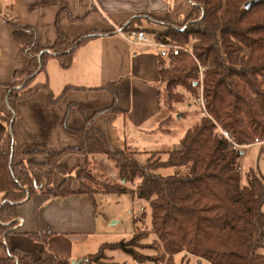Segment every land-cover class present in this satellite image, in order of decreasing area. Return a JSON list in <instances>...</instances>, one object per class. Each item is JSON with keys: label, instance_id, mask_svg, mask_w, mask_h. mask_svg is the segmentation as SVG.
Wrapping results in <instances>:
<instances>
[{"label": "trees", "instance_id": "trees-1", "mask_svg": "<svg viewBox=\"0 0 264 264\" xmlns=\"http://www.w3.org/2000/svg\"><path fill=\"white\" fill-rule=\"evenodd\" d=\"M190 1L193 7L184 22L174 23L168 16L157 18L139 14L121 27L126 32L142 30L153 34L164 44L191 43L194 55L205 68L203 97L209 115L202 116L185 131L182 148L150 152L145 161L140 159V152L115 149L108 136L93 126V120L99 114L120 111L116 98L114 104L87 118L83 127L76 129L66 124L67 131L81 140L80 148L29 152L47 155L45 162L32 159L16 162L13 146L4 148L8 129L0 121V192L4 199L0 206V233L7 237L16 232L18 207L37 193L54 197L88 194L95 208V198L99 194L130 193L149 202L151 231L157 238L150 244H143V235L135 232L129 240L104 243L97 252L85 258L88 264H104L108 258L107 249H122L140 264H184V260L175 261L179 253L197 256L211 264H264V253L259 251L264 247V175L250 169L247 183H242L239 162L245 151L235 149L217 126L219 123L239 145L264 139V0ZM249 2L253 4L246 7ZM65 10L69 12L65 6L58 14V36L49 47L41 44L36 27L20 25L14 18L6 20L29 58L27 68L14 74L15 79L22 76V82L10 85L7 92L12 117L17 114L19 101L31 98L43 88L48 91L51 102L58 100L48 84L32 85L50 59H57L63 69H68L80 46L116 32L96 28L71 39L60 25V13ZM145 20L149 24H145ZM158 54L160 79L169 105L173 107L174 102L184 100V94L176 91L178 87L192 93L198 90L199 67L195 63L188 65L190 58L183 51H174L170 57L166 50ZM165 56L171 60L167 66ZM71 153L87 157L106 155L119 169L123 183L109 185L84 166L75 170L80 184L78 190L73 188L71 177H65L55 186L54 174L67 175L62 159ZM184 166L188 167L187 172L165 174L161 171ZM137 179L134 188L126 186ZM93 185L104 189L97 191ZM29 236L34 241L47 242L52 233L31 232ZM150 246L156 251L155 255L143 253ZM0 264L73 262L48 250L35 258L29 251L8 247Z\"/></svg>", "mask_w": 264, "mask_h": 264}, {"label": "crops", "instance_id": "crops-1", "mask_svg": "<svg viewBox=\"0 0 264 264\" xmlns=\"http://www.w3.org/2000/svg\"><path fill=\"white\" fill-rule=\"evenodd\" d=\"M65 6L69 12L60 13V25L71 39L96 28L116 32L80 46L70 68L63 69L58 60L52 58L36 75L32 85L48 84L58 100L51 102L49 93L40 90L19 102L8 135L14 160L45 162L47 155L29 152L80 148L81 140L67 131L66 124L76 129L83 127L87 118L114 104L115 98L121 110L95 116L93 126L108 136L115 149L143 154L151 135L171 131L166 126L172 119L174 106L169 105L168 113L159 118L162 116L164 88L159 73V47L133 43L127 32L119 29L139 14L157 18L168 16L174 23L183 22L193 3L190 0H0V111H5L9 86L17 80L15 72L26 69L29 64V58L15 40L6 20L14 18L20 25L36 27L41 44L49 47L57 39V17ZM72 17L79 19L73 20ZM145 24L149 23L145 20ZM8 145L6 140L5 148ZM98 156L106 155L87 157L71 153L64 156L62 164L67 174H74L77 168L84 166L93 171L96 166L93 160L102 158ZM105 158L107 166H112L107 160L114 161ZM184 168L188 167H175L174 171ZM61 176L56 185L64 180L65 176ZM79 185L74 178L73 188L77 190ZM3 202L2 195L0 206ZM18 212L16 232L4 237L7 249L19 247L35 258H39L43 250H48L68 257L72 262L85 261L92 254L87 243H83L91 235L98 234L96 208L88 194L54 197L37 193L21 204ZM31 232L52 233V236L47 242H39L29 236ZM77 243L80 244L78 248Z\"/></svg>", "mask_w": 264, "mask_h": 264}, {"label": "rangeland", "instance_id": "rangeland-1", "mask_svg": "<svg viewBox=\"0 0 264 264\" xmlns=\"http://www.w3.org/2000/svg\"><path fill=\"white\" fill-rule=\"evenodd\" d=\"M148 35L151 36L154 43L158 45L161 44V42H159L153 36V34H148ZM164 45H165L164 47L161 46L158 47L160 50H166L167 53H169V57L170 54L173 53L174 51H183L187 53V55L190 58V60L187 61L188 65H193V63L198 65L199 67V77L197 79L198 90L196 91V93H192L187 91L183 87L177 88L176 90L177 92L184 94V100L177 103L176 102L173 103L174 110L171 116L172 119L171 121H167L168 125L166 126L169 127L171 131L164 133H157L156 136L153 137L152 135L150 136V138L148 139L149 143L146 145L145 148V152L139 155L142 161H145L149 157L148 152L171 151V150L181 149L182 144L180 142V138L183 136L184 132L189 127H192L196 122H198L202 116L209 115L208 113L204 114L203 113L204 109L202 105L195 101L198 97L202 96L204 92L203 88H204V79H205V74H204L205 68L200 64V61L194 55L192 44L191 43L180 44L176 42H169ZM169 57L165 56L166 66L170 64L171 60ZM22 80L23 77L21 76L14 83L20 85V82H22ZM41 90H45L48 93V91L44 88ZM161 100H162V114H161L162 116H160L159 118H162L164 115L168 113V106L170 103L165 87L163 88ZM19 102L17 103V107ZM4 105H5V111L4 110L0 111V121L3 122L8 129L7 137L4 140V148H5V141L8 140L9 142V145L7 146V148H5L8 149V147H10V139H11V138L8 139V135L11 127L10 123L13 120V117L11 115V111L7 104L6 99ZM203 105H205V101ZM259 140H260L259 143H257L255 139L254 142L240 145V147L238 148L245 151V154L240 158V162H239L240 173L242 176L243 184L247 183V178L249 173L248 171L250 169H253L259 174L264 175V139H259ZM98 157H102V158L93 160L94 165L96 164V166L93 168L94 169L93 171H95V174L97 176L98 175L103 176L104 178H98L96 176L95 177L102 181H105L109 185L123 183L120 173H118L119 169L116 167L114 162L112 163L111 161L107 160L108 161L107 163H111L110 165H112L108 167L106 164V158H105L106 156H98ZM174 168L163 169L161 171L162 173L167 174L174 171ZM187 170L188 168L187 169L184 168L181 170V172H187ZM69 176H72L74 179L75 173L74 174L68 173L67 175H65V177H69ZM60 177L62 176L58 172L54 174L53 184L55 186H57L56 184ZM137 183H138V179L134 183H128L126 186L134 188L137 185ZM92 187L97 191H103L104 189L98 185L97 186L93 185ZM2 195L3 193L0 192V199ZM95 199L97 202L96 213H97L98 234L91 235L90 238L87 240V242L86 241L83 242V243H87L86 247L91 248L90 250H92L91 251L92 253L97 252L100 249L101 245L104 243H116L121 240H129L133 237L135 232H137L139 236L143 235L144 239H142L141 241L143 242V244H150L157 238L156 235L151 231L152 222H151V209L149 202L139 200L137 197H135L130 193H124V194L111 193L106 195L99 194L96 196ZM4 237L5 234L0 233V259L4 258L8 252L7 246L5 245ZM79 246L80 244L77 243L76 247L78 248ZM78 250L79 249H77V251ZM259 251L261 253H264V247L261 248ZM143 253L146 255H155L156 251L154 250L153 247L150 246L149 248H145L143 250ZM106 254L108 258H106L107 260H105L104 264H140L138 260L134 259V257L130 253L122 249H107ZM174 258L177 263H181L184 260V264H211L208 260L199 258L191 254L185 255V253H179L178 255H175ZM76 264H88V263L80 259L78 262H76ZM148 264H155V263L148 262ZM158 264H166V263H158Z\"/></svg>", "mask_w": 264, "mask_h": 264}, {"label": "built area", "instance_id": "built-area-1", "mask_svg": "<svg viewBox=\"0 0 264 264\" xmlns=\"http://www.w3.org/2000/svg\"><path fill=\"white\" fill-rule=\"evenodd\" d=\"M120 32H123V30L119 29ZM124 33V32H123ZM126 35L128 36V38L133 42V43H142V44H149V45H156V46H161V47H164L165 45L164 44H156L153 42V39L151 37H149V35L140 30V31H136V30H132L130 32H127ZM197 103H200L204 109V114H206V109H205V105L204 104V98H203V95L198 97L196 100H195ZM217 126L219 127V130L223 133V135L225 137H227L234 145V148L235 149H238L240 147L239 144L233 142L232 140V137H231V134L225 130L222 126L218 125ZM259 139H256V142L259 143Z\"/></svg>", "mask_w": 264, "mask_h": 264}, {"label": "water", "instance_id": "water-1", "mask_svg": "<svg viewBox=\"0 0 264 264\" xmlns=\"http://www.w3.org/2000/svg\"><path fill=\"white\" fill-rule=\"evenodd\" d=\"M252 4H253L252 2L246 3V7H249ZM73 264H76V262H73Z\"/></svg>", "mask_w": 264, "mask_h": 264}]
</instances>
